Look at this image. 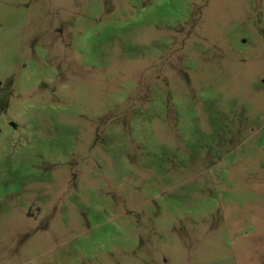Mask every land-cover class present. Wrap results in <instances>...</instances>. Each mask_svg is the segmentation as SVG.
Returning a JSON list of instances; mask_svg holds the SVG:
<instances>
[{
  "label": "rangeland",
  "instance_id": "374dc122",
  "mask_svg": "<svg viewBox=\"0 0 264 264\" xmlns=\"http://www.w3.org/2000/svg\"><path fill=\"white\" fill-rule=\"evenodd\" d=\"M0 264H264V0H0Z\"/></svg>",
  "mask_w": 264,
  "mask_h": 264
}]
</instances>
